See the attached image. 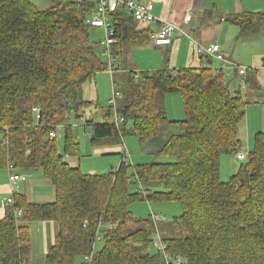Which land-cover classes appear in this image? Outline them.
<instances>
[{
    "label": "trees",
    "instance_id": "trees-1",
    "mask_svg": "<svg viewBox=\"0 0 264 264\" xmlns=\"http://www.w3.org/2000/svg\"><path fill=\"white\" fill-rule=\"evenodd\" d=\"M97 6L82 0L42 10L30 0H0V171L40 170L56 190V201L46 205L15 196L13 208L24 215L19 219L13 211L0 220V264H31L29 224L35 221L59 225L44 264H83L92 254L93 264H168L153 251L157 236L172 261L180 257L182 264H264V130L256 134L246 163L223 182L221 156L243 151L247 107L241 93L231 92L223 70H163L138 79L129 74L118 101L125 127H94L93 146L121 141L129 123L131 135L145 145L176 124L179 131L159 152L173 162L133 167L124 155L106 175L84 174L67 163L81 157L71 117L82 118L90 105L84 87L109 70L97 52L101 41L90 39L88 20ZM111 18L118 40L111 49L114 60L124 61L127 50L150 41V24L122 10ZM234 23L247 34L262 27L264 13L243 14ZM176 93L185 120L172 122L165 97ZM35 107L41 108L40 121ZM59 128L65 130L62 151L58 136L51 138ZM156 181L164 191L142 188ZM138 201L176 202L183 213L162 237L159 225L167 218L135 217L130 208ZM100 225L104 246L95 251Z\"/></svg>",
    "mask_w": 264,
    "mask_h": 264
},
{
    "label": "crops",
    "instance_id": "crops-1",
    "mask_svg": "<svg viewBox=\"0 0 264 264\" xmlns=\"http://www.w3.org/2000/svg\"><path fill=\"white\" fill-rule=\"evenodd\" d=\"M69 1L78 2L80 0H49V4L53 3L51 6L53 7L55 2L66 3ZM136 1L153 3L155 5L154 14L160 21L146 25L147 28H151L152 32L150 41L147 44L127 50L124 61L115 60L116 71L113 74L111 73V76L112 79L115 77L118 80L120 79L122 86L120 87L119 83L117 85L114 83L112 87L113 96L115 92L121 95L129 74H133L138 79L143 73H153L163 70L171 72L189 68L196 70L208 68L211 70H223L231 92L241 93L247 101L244 143H247L246 146H248L247 149L250 153L254 144L253 138L257 133L264 130V24L258 30H251L249 33L243 34L241 27L234 23V20L243 14L264 13V0ZM90 20L91 17L89 18V22ZM163 21L172 23L177 29H175L170 46L158 47L154 44V36L160 30ZM199 45H219L220 54L227 62L225 69H222V62L200 56L197 51ZM144 46L147 47L144 52L148 54L145 61L136 56V54L143 52L136 49H143ZM215 61L218 65L214 64ZM229 63L249 69L247 88L245 90H242L240 85L241 77L238 72L229 67ZM96 87L97 84H91L89 90H86L84 87V100L90 103L84 111L89 112V117L84 116L83 112V117L79 119V122L84 123L79 126L75 136L81 148V157H69L66 159L67 163L73 168L82 169L81 158L91 157L93 161L89 164L90 169H88L90 170L88 172H91L90 175H99L95 173L98 172V166L104 161L102 157L119 156L121 158L120 161L118 158L112 160V166H116L112 171L118 169L124 159L123 156L127 157V153L121 147L124 144V137L132 134V124L129 123L126 126V130H124L121 141H112L101 146L92 145L95 125L109 124L115 121V112L110 106L101 110L98 109L101 97ZM119 99L117 100V106ZM173 100L177 104L179 103V111H182L183 101L181 95L177 93L167 95L165 97V107L169 119L175 118H171L169 108L167 107ZM182 120L175 118L170 121L177 122ZM122 127H125L124 123L120 124L118 128ZM88 128L92 129V134H89V138H91L90 142L86 137ZM179 129L180 127L176 124L164 126L158 137L145 144L143 147V157L160 152ZM60 150L62 151L63 149ZM242 152L246 154V151L243 150ZM12 173L25 174L29 180L18 183L16 190H13L10 182ZM159 187L165 188L164 183L160 184ZM142 188L149 190L143 185ZM146 194H149V192ZM16 195L23 196L31 204L46 205L56 201L55 187L51 181L45 178L42 171L19 172L10 170L9 168L1 170L0 220H3L9 213L14 211V206L7 205V202L10 198H14L15 201ZM29 230L31 235L30 261L31 264H38L40 259H46L49 250L54 245L59 233V225L54 221H35L29 224Z\"/></svg>",
    "mask_w": 264,
    "mask_h": 264
},
{
    "label": "rangeland",
    "instance_id": "rangeland-1",
    "mask_svg": "<svg viewBox=\"0 0 264 264\" xmlns=\"http://www.w3.org/2000/svg\"><path fill=\"white\" fill-rule=\"evenodd\" d=\"M30 1H32L35 5H37L38 8H40L42 10H46L53 5V3L49 4V0H30ZM80 1H82V0H80ZM109 19L112 21L111 17H109ZM104 32L105 31L103 29H97V28L91 27L90 28V39H91V41L93 43H98L101 40H104V38H105ZM146 48L147 47L144 46L143 49H136L139 51H143L139 54H136V56H138L143 61H145V59L148 55L144 52V50H146ZM97 52H98L100 58L104 62L107 63L108 59L102 55L104 52V49L101 47H98ZM214 64L218 65V63L216 61ZM117 80H118L117 77L112 79L110 70H106V71L98 73L95 80L93 81V83H88L85 86V89L89 90L91 84H97L96 89H98L100 97H101V100H99V107H98L99 110H101L102 108H107L108 106H110L109 101L113 97V93H112L113 88L112 87L114 86V83H115V85H117L119 83L120 87L122 86L121 80L119 79L118 80L119 82ZM167 107L169 108V111H170L169 113L171 115V118L175 117L176 119L185 120V109H184L183 103H182V111L181 112L179 111V109H180L179 103L177 104V102H174V100H173V102L171 101V103H169V106H167ZM180 115H182V116H180ZM84 116L89 117V112L84 111ZM180 117H182V118H180ZM97 119H99V118H97ZM174 119L172 118L170 120H174ZM83 123L79 122V119H77L75 116L71 117V125L73 126V132H74L75 136L77 134V130H78L79 126L83 125ZM90 133L92 134V129L88 128L86 137L88 138L89 142L91 140V138H89ZM254 138H253V141H254ZM64 141H65V130H64V128H59L58 129V142H59L60 149H63ZM246 144L247 143L245 142V145L243 148V150L246 151L245 152L246 154L241 152L240 154H238L236 156L227 155V154H223L221 156V158H222V161H221V179L223 182L230 181L231 177H233L234 175H236L238 173L241 165L246 163L248 153H249V151L247 149L248 146H246ZM144 146H145L144 144L142 145L138 141V139L131 134H128L124 137V144H122L121 147L123 148L124 152L127 153L126 161H128L133 167L135 165H138V164L166 163V162H173L174 161V158L161 156L159 154V152L158 153L155 152L151 155H146L145 157H143L144 156V154H143V147ZM102 158L104 161L98 166V168H97L98 172L95 174L103 175V174L110 173L113 170V168L116 167V166H112L113 165L112 160H115V158H118L119 161L121 160V158L119 156L118 157L107 156V157H102ZM81 161H82V169H81L82 172L84 174H91V172H88V171H90L88 169H90L89 164L93 161L92 158L91 157H82ZM119 164H120V162H119ZM162 183H163L162 181H156V182H151V183L142 184V185L145 186V188H148L149 190H151L152 192H155V191H164L165 190V188L159 187V185ZM131 188H132L133 192H136V191H138L139 186L133 185V186H131ZM130 210L133 212L134 216L139 218V219L148 218L151 215H155L156 219L158 221H161V220L165 221V219L167 218L166 222H161V224L159 225V226H161L160 231H161L162 237L167 235L168 230H169V226H171V223L173 222V220L176 217L181 216L183 213L181 205L179 203H176V202H162V203L161 202H150L149 203L148 201H138L137 203H135L131 206ZM162 217H166V218L161 219ZM165 231H166V233H165ZM154 245L155 246H153V251L156 252L157 251L156 242H154ZM103 246H104V242H98L96 245L95 251L102 249ZM44 263H45V259H40L38 261V264H44Z\"/></svg>",
    "mask_w": 264,
    "mask_h": 264
},
{
    "label": "built area",
    "instance_id": "built-area-1",
    "mask_svg": "<svg viewBox=\"0 0 264 264\" xmlns=\"http://www.w3.org/2000/svg\"><path fill=\"white\" fill-rule=\"evenodd\" d=\"M97 3L98 11L95 15L91 17L89 24L94 28H100L105 31V38L101 41V45L104 49L103 55L108 59L109 70L113 74L116 71L115 60L112 55V46L118 43L117 38L115 37V30L113 28L112 21L109 19L113 14L122 10L126 12L129 16H131L135 21L151 24L159 22L160 20L155 16V5L153 3H142L136 0H95ZM188 21V20H187ZM176 26L170 22L163 21L160 30L154 36V44L158 47L170 46L172 44V38L175 32ZM197 51L200 56L205 58L215 59L219 62L223 63L222 69H225L226 61L223 56L220 54V46L219 45H209V46H201L199 45ZM229 67L238 72L241 77V88L245 90L247 88V75L249 69L246 67L238 66L237 64L229 63ZM121 97L119 93H114L112 100L109 102L110 108L115 112V121L113 124L117 127L120 124L124 123L125 120L119 115L117 100ZM33 113L35 114L36 120H41V108L35 107L33 109ZM57 133L52 132L51 138H57ZM13 167L10 166L9 169ZM29 180L28 176L25 174H16L12 173L10 176V182L13 186V190H16V185L20 182H27ZM7 205H15L14 198H10L7 202ZM15 216L21 219L24 215L23 210L14 209ZM104 227L102 225L99 226L97 239L102 241L104 236L100 233V229ZM112 225H108L109 229H112ZM157 253H161L164 255L168 264H182V258H177L176 260L171 259L169 255L166 254L167 245L164 244L160 238L157 236L155 238ZM155 246V245H154ZM94 255L85 256L83 260V264H93Z\"/></svg>",
    "mask_w": 264,
    "mask_h": 264
}]
</instances>
